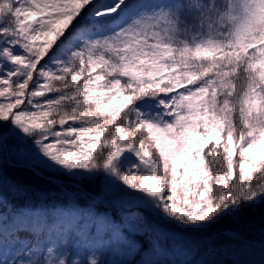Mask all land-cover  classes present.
<instances>
[{
    "label": "snow or ice",
    "instance_id": "6c2138e0",
    "mask_svg": "<svg viewBox=\"0 0 264 264\" xmlns=\"http://www.w3.org/2000/svg\"><path fill=\"white\" fill-rule=\"evenodd\" d=\"M0 264H264V0H0Z\"/></svg>",
    "mask_w": 264,
    "mask_h": 264
},
{
    "label": "trees",
    "instance_id": "16d2710c",
    "mask_svg": "<svg viewBox=\"0 0 264 264\" xmlns=\"http://www.w3.org/2000/svg\"><path fill=\"white\" fill-rule=\"evenodd\" d=\"M29 144H31V141H28ZM44 175L39 174V175H34L32 172L26 170V169H13L10 171V175L19 177L21 179H23L27 184H29L31 186V188L34 190L35 195L39 196L41 194V192H46L49 194V201L51 203H55L59 200L62 199L64 193L61 191V188H65L67 190H70L72 187H74L73 185V181L68 178V177H64V176H58L55 175L51 172L45 171L43 172ZM52 177H55L56 179H52ZM57 179H61L62 182H58ZM51 181V182H50ZM99 184L100 182L97 181L96 185L93 186H89V191H93V192H98L99 191ZM99 208L101 211H105L106 209L104 208L103 205H99ZM130 210H136V211H143L140 208H137L135 206H128L127 211L121 213L120 215H127L129 213H131L132 211ZM6 211H8V213H10L12 211V205L9 204ZM112 215L116 218V220L119 222L120 221V215H117V213L115 211H113ZM227 220H220L218 223H216L215 225L211 226V231L215 232V231H221L223 230L226 226H227ZM137 240H140L141 243H143V238L140 236L135 237ZM192 238L196 239L197 238V234L193 233L192 234ZM257 247H259V245H257ZM172 258V257H169ZM252 258L254 259H258L259 258V253L257 252ZM162 260H166L168 258H161Z\"/></svg>",
    "mask_w": 264,
    "mask_h": 264
},
{
    "label": "rangeland",
    "instance_id": "374dc122",
    "mask_svg": "<svg viewBox=\"0 0 264 264\" xmlns=\"http://www.w3.org/2000/svg\"><path fill=\"white\" fill-rule=\"evenodd\" d=\"M6 213H8V211H6V210H4ZM139 211V210H138ZM141 211V210H140ZM133 212H137L136 210L135 211H133Z\"/></svg>",
    "mask_w": 264,
    "mask_h": 264
},
{
    "label": "water",
    "instance_id": "95a60500",
    "mask_svg": "<svg viewBox=\"0 0 264 264\" xmlns=\"http://www.w3.org/2000/svg\"><path fill=\"white\" fill-rule=\"evenodd\" d=\"M41 174H43L42 172H41ZM53 179H55V177H52Z\"/></svg>",
    "mask_w": 264,
    "mask_h": 264
}]
</instances>
